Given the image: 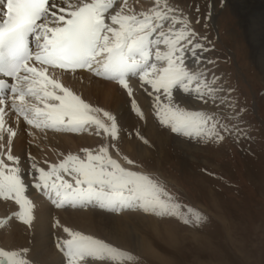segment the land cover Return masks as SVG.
<instances>
[{"label": "rangeland", "instance_id": "obj_1", "mask_svg": "<svg viewBox=\"0 0 264 264\" xmlns=\"http://www.w3.org/2000/svg\"><path fill=\"white\" fill-rule=\"evenodd\" d=\"M61 2L62 0L56 1L57 5ZM157 2L158 0H123L121 3H126L132 13L139 14L153 8ZM163 2L173 7L176 15L180 19H186L197 33L194 40L197 44H202V49H197L196 56H193L190 48H185L184 63L190 72L199 73L200 81L204 85H210L212 89V96L207 104L196 99L199 93L189 94L179 89H174L175 99L190 111L217 115L228 125L229 131L218 129L222 136L220 140L215 137L200 140L198 137L172 134L155 119L152 98L138 86L139 94L133 98L146 118L142 119L141 124L143 128L152 125L156 129L159 135L157 140H161V145L159 143L154 146L144 132L140 134L134 127H125L123 124H117L115 141L110 135L103 136V133L97 136L93 125L88 126V131L77 132L57 125L66 133L56 130L54 133L74 139L59 138L54 144L51 141L46 144L44 142L47 139L42 137V132L47 129L51 131V125L35 124V121L30 124L19 116L20 124L28 127V132H32L28 143L37 150L32 151L27 159L29 170L33 172L35 166L40 169L46 164L56 168L62 165L66 156L83 158L85 149L95 152L107 145L108 156L118 166L125 181L124 186L111 187L107 183L98 184L96 181L88 182L87 185L103 198L116 200L120 197L132 205H136L135 197L144 199L142 204H146L145 208L136 205V212H147L141 215H150L155 224L149 226L144 223L138 232L162 257V260H158L147 247L136 246L135 250H130L128 258H119V264H264L262 65L258 64L253 55L245 23L229 0ZM161 27L167 30L168 22L165 21ZM174 27L179 28V22ZM260 40H264V37L258 36L254 41ZM258 50V55L264 62V45ZM46 74L59 79L48 71ZM137 78L138 76L131 77V80L137 81ZM63 87L84 97L83 99L103 111L109 107V101H102L100 94H93V98L89 99L85 94L83 96L73 91L70 84ZM196 87V82L189 83L190 89ZM202 91L208 92L209 88L203 87ZM26 99H31L34 106L42 107L34 97ZM121 104L131 109L129 99L121 101ZM121 104L117 105V109H120ZM10 120L9 118L4 126L1 125L5 136L15 124ZM18 127L12 130V134L9 133L12 136L11 142L4 149H1L2 142L7 140H0V173L10 174L14 170L10 171L3 165L2 158L9 157L11 149L15 151L21 140L16 139L19 136L16 132ZM50 134L52 133L47 132V135ZM143 144L149 151L140 154L137 147ZM66 169L74 172L71 167ZM108 169L111 170V165ZM74 181L79 182V179ZM74 181L71 183L74 184ZM0 191L7 198L6 202L0 201V248L19 251L23 241L19 239L17 232L23 236L26 231L22 223L20 227L14 226L17 223L14 218L20 209L15 189L0 179ZM75 206L64 205L63 209ZM91 206L95 207L93 204ZM148 206L154 209L151 214L149 210L145 211ZM154 207L160 209L157 211ZM9 221L14 223L8 224ZM169 233L172 236H168ZM193 234L202 238L196 239ZM68 253L59 254V259L54 264H66L65 261H70ZM118 256L114 255L111 260L116 261Z\"/></svg>", "mask_w": 264, "mask_h": 264}, {"label": "snow or ice", "instance_id": "obj_2", "mask_svg": "<svg viewBox=\"0 0 264 264\" xmlns=\"http://www.w3.org/2000/svg\"><path fill=\"white\" fill-rule=\"evenodd\" d=\"M63 4L58 7L56 0H5L0 5V54L8 58L6 67L0 70V77H7L0 78V89H8V94L0 97V116L5 109L14 110L27 123L63 125L72 132L88 131L93 125L97 136L103 133L115 141L114 115L49 78L46 69L51 66L73 72L84 70L102 82H113L127 94L132 112L144 119L129 84L130 76H138L139 87L152 98L155 119L172 134L220 140L218 129L229 131L217 115L190 111L174 97V89L199 93L196 99L207 104L212 89L184 63V49L190 48L196 56L202 44L195 42L197 33L173 7L158 0L153 8L134 14L126 3L116 8L113 0H63ZM165 21L167 30L161 27ZM177 22L179 28L174 27ZM158 45L166 50L162 52ZM192 82L197 84L195 89L189 88ZM203 87L209 91L203 92ZM31 97L42 107L26 99ZM84 152L83 158L66 156L62 165L79 172L85 182L124 186L118 166L108 156L107 145ZM0 179L7 184L14 177L0 173ZM27 211L21 205L17 213L26 223L23 213ZM26 252L0 248V264H28L22 258Z\"/></svg>", "mask_w": 264, "mask_h": 264}, {"label": "bare ground", "instance_id": "obj_3", "mask_svg": "<svg viewBox=\"0 0 264 264\" xmlns=\"http://www.w3.org/2000/svg\"><path fill=\"white\" fill-rule=\"evenodd\" d=\"M122 1L113 0V4L118 8ZM68 2L72 3L73 0H68ZM229 2L236 8L240 19L245 23L247 36L250 43H252L253 55L257 58L258 64L262 65L260 67L264 72L263 59L258 55V49L263 48L264 40L254 41L258 36L264 37V0H229ZM58 5V7L64 6L63 0ZM240 9L241 12H239ZM158 47L162 52L166 50L163 45H158ZM46 71L52 75H57L60 83L61 81L63 82L61 83L62 87L65 84H70L73 87L72 89H74L73 91L79 95H86L89 99H92L93 94H100L102 101H109L107 103L109 107L105 111L112 113L116 117V124L134 127L140 134L144 132L145 137H147L148 141L153 142L154 146L159 145L161 140H157L159 135H157L156 129L152 125L144 126L143 128L142 119L133 113L131 109H128L127 106H122L121 101H126L129 98L118 85L114 86L111 81L102 82L84 70L73 72L48 67ZM131 77H129V84L133 88L134 97L139 94V79L137 78V81H133ZM49 78L52 77L49 76ZM53 79L55 78L53 77ZM58 80L56 81L59 82ZM118 104H121L120 109H117ZM134 114L135 116H133ZM9 118L11 119L10 121L15 123L12 130L19 126L16 129L19 135L16 139L21 140L18 141L15 151L11 149L10 154H8L9 157L3 156L2 163L10 171L14 169L10 173L14 180L7 184L12 189H15L18 206L21 208L22 205L24 209H28L27 212L23 213L24 220H27V223L20 220L17 216V218H14V221L17 220L14 226H22L20 223L25 226L26 237L24 236L25 234L23 236L26 241L20 232H17V236L23 241V246L20 250L27 249V252L22 254V258L28 264H54L58 261L59 254L62 252L64 254L69 252L71 256H69L70 261H65L66 264H114V262L119 264V258H128L130 250H135L136 246L147 247L153 256L158 260H162L156 249L151 247L152 245L147 243L146 238L138 232L144 223L149 226L155 224L150 215H141V213L147 212H136V205L142 206V209L145 208L146 204H142L144 199H136L135 197L134 202L136 201V205H132L120 197L116 198L117 201L109 197L103 198L87 185L88 182H85L81 175H77L80 173L77 171L69 172L62 165L52 168L49 164H46L47 166H43L40 169L35 166L37 169L34 168V171L30 172L27 159L32 151L37 150H35L36 147L28 143V137L32 132H28V127L26 128L23 124H20L19 114L14 110L5 109V114L0 116V140H7V142H2L3 146L1 149H4L11 142L12 136L10 134L13 131L11 130L7 137L4 134V127L1 126H4L9 121ZM34 123L40 124L38 122ZM50 127L51 131L47 129L42 132V137L47 139L44 143L50 144L51 141L54 144L59 138L63 140L74 139V137L67 138L66 135L54 133L55 130L59 133L62 132L58 128L59 126L51 125ZM47 132L52 134L47 135ZM130 143L132 142L130 141ZM141 147H137L138 153L149 151V148L147 149L144 144ZM78 179L79 182L74 181ZM73 181L74 184L71 183ZM0 196H3L0 201L6 202L7 198L3 191H0ZM92 204L95 207H92ZM64 205L69 207L76 206L75 208L64 210ZM152 206H148L145 211L149 210L148 212L151 214L154 211ZM156 208L155 210L157 211L160 209L159 207L158 209ZM107 211L111 213L109 214ZM29 215L31 217L30 220ZM11 222L9 221L8 224ZM8 224L7 226L10 227ZM154 228L157 229V226H154ZM168 236H172V233H169ZM193 237L197 239L200 235L196 234L195 236L193 234ZM114 255L119 256L113 262L111 257Z\"/></svg>", "mask_w": 264, "mask_h": 264}]
</instances>
